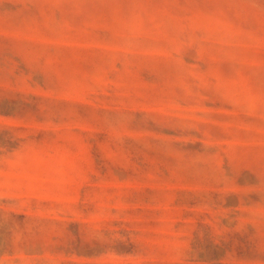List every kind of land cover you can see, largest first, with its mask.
<instances>
[{"label":"rangeland","instance_id":"rangeland-1","mask_svg":"<svg viewBox=\"0 0 264 264\" xmlns=\"http://www.w3.org/2000/svg\"><path fill=\"white\" fill-rule=\"evenodd\" d=\"M0 264H264V0H0Z\"/></svg>","mask_w":264,"mask_h":264}]
</instances>
